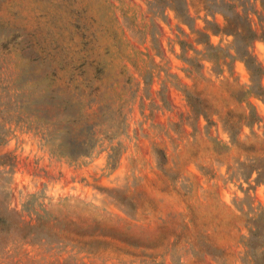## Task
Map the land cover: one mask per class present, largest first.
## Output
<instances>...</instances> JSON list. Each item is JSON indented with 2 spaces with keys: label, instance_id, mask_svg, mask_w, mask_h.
I'll return each mask as SVG.
<instances>
[{
  "label": "rangeland",
  "instance_id": "374dc122",
  "mask_svg": "<svg viewBox=\"0 0 264 264\" xmlns=\"http://www.w3.org/2000/svg\"><path fill=\"white\" fill-rule=\"evenodd\" d=\"M183 1L0 0V264H264V0Z\"/></svg>",
  "mask_w": 264,
  "mask_h": 264
},
{
  "label": "trees",
  "instance_id": "16d2710c",
  "mask_svg": "<svg viewBox=\"0 0 264 264\" xmlns=\"http://www.w3.org/2000/svg\"><path fill=\"white\" fill-rule=\"evenodd\" d=\"M172 10L179 16V17H187L186 10L184 8V1L183 0H176V3L171 6ZM258 14V13H257ZM259 16V14L257 15ZM230 17L233 22L239 23V25L235 28L234 36L241 38V46L239 51H235V54L240 57L245 65L247 66V69L249 70L251 77L252 76H258L260 72V65L259 63L254 59L253 56H251L247 50L246 46L248 43L253 41L257 37V33L252 29L250 26L249 19L247 17V14L242 11H236V9L233 6H230ZM209 24L208 22H206ZM264 34V27L261 29ZM199 35L207 36L206 33L199 30L197 32ZM203 45L205 47V56L208 58H218L219 55H215L213 53H210V51L213 52H224V49L212 46L207 41H203ZM223 56H227L229 58H232L233 56L229 53H225V55L222 53ZM74 122L71 123L70 126H74ZM65 130H68V127H65ZM55 145V150L58 154L64 155L66 157L71 158L72 160L77 159L80 156H86L87 153L82 152L81 150L84 149L85 143H82L81 141H73L63 143V144H53ZM263 214L259 213L257 216L249 222L250 227L248 229V236L245 237V244L251 249L253 256L256 257V254H258V251H264V224L263 227H260V222L262 221ZM260 239V243L258 245L254 244V241Z\"/></svg>",
  "mask_w": 264,
  "mask_h": 264
}]
</instances>
